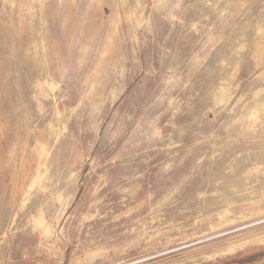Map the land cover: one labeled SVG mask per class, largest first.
<instances>
[{"label":"rangeland","instance_id":"obj_1","mask_svg":"<svg viewBox=\"0 0 264 264\" xmlns=\"http://www.w3.org/2000/svg\"><path fill=\"white\" fill-rule=\"evenodd\" d=\"M0 264H264V0H0Z\"/></svg>","mask_w":264,"mask_h":264}]
</instances>
